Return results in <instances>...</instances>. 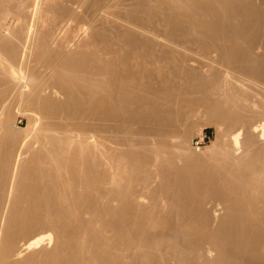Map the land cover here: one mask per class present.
<instances>
[{
	"label": "bare ground",
	"instance_id": "bare-ground-1",
	"mask_svg": "<svg viewBox=\"0 0 264 264\" xmlns=\"http://www.w3.org/2000/svg\"><path fill=\"white\" fill-rule=\"evenodd\" d=\"M0 264H264V0H0Z\"/></svg>",
	"mask_w": 264,
	"mask_h": 264
},
{
	"label": "rangeland",
	"instance_id": "rangeland-1",
	"mask_svg": "<svg viewBox=\"0 0 264 264\" xmlns=\"http://www.w3.org/2000/svg\"><path fill=\"white\" fill-rule=\"evenodd\" d=\"M27 118L23 115V112H13V116L11 121H13L12 125L15 127V129H18V131H21L19 129H27L29 127V121L27 123ZM216 122L212 120L211 118H205L204 122L200 121H195L192 123L191 131L192 135L190 138V151H192L196 155H201L204 153L206 150H208L211 146L216 144L217 142V132H216ZM17 127V128H16ZM203 132L204 135L207 136L205 144L201 147L200 151H196L192 148V140L200 135V133ZM22 204L24 206H28L29 202L25 199L21 200Z\"/></svg>",
	"mask_w": 264,
	"mask_h": 264
},
{
	"label": "built area",
	"instance_id": "built-area-1",
	"mask_svg": "<svg viewBox=\"0 0 264 264\" xmlns=\"http://www.w3.org/2000/svg\"><path fill=\"white\" fill-rule=\"evenodd\" d=\"M206 139H207V136L203 134V132L200 133L199 136H197L195 139H194V146L197 147L198 149L201 148L205 142H206Z\"/></svg>",
	"mask_w": 264,
	"mask_h": 264
}]
</instances>
